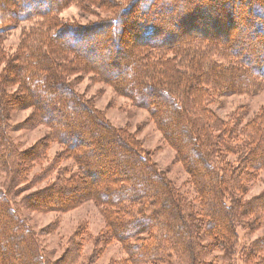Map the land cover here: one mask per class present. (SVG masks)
<instances>
[{
  "label": "trees",
  "instance_id": "trees-1",
  "mask_svg": "<svg viewBox=\"0 0 264 264\" xmlns=\"http://www.w3.org/2000/svg\"><path fill=\"white\" fill-rule=\"evenodd\" d=\"M66 1L0 0V38L17 23L34 21L14 55L0 54L5 63L0 72V173L5 174L0 189V264H51L20 207L66 210L83 199L92 200L105 220L99 242L115 241L125 253L108 264H264V236L238 247V229L253 232L264 226V188L247 197L264 172V105L251 117L238 110L226 118L210 107L218 94H255L264 86V53L255 54L244 44L249 32L264 30V21L256 20L259 14L264 19V0H235L232 7L227 0H81L82 7L97 6L109 13L91 23L57 18ZM171 5L179 7L181 19L199 7L209 21L224 9L234 16L244 6L246 34L218 37L186 31L161 16ZM126 34L131 43L124 51ZM92 38L95 42L89 45L99 50L112 46L119 55L124 52L121 74L91 63L73 45ZM85 70L147 110L189 174L194 201L179 191L133 133L106 122L74 91L68 75ZM12 83L18 85L13 95L7 90ZM42 91L61 97L72 116L51 114L53 101L38 100ZM12 96L34 107L35 121L48 129L44 140L28 150H18L10 134ZM92 138L104 145L95 148L87 141ZM50 141L62 146L52 160L46 153ZM107 144L110 166L98 177ZM59 157L72 159L74 170L58 167L41 189L13 200L24 167L47 162L29 183L34 185L55 170ZM69 244L72 263L79 247Z\"/></svg>",
  "mask_w": 264,
  "mask_h": 264
},
{
  "label": "rangeland",
  "instance_id": "rangeland-1",
  "mask_svg": "<svg viewBox=\"0 0 264 264\" xmlns=\"http://www.w3.org/2000/svg\"><path fill=\"white\" fill-rule=\"evenodd\" d=\"M79 1L81 0L66 1L58 12H56L57 18H60L63 22L91 23L99 21L102 17L109 15L108 12L99 9L97 6H93L90 9L82 7L81 4L83 2ZM118 1L125 2L126 0ZM227 1L231 3V7L236 4L235 0ZM163 2L169 4L171 0H163ZM171 6L172 9L164 10L161 16L167 17L171 23L175 25L180 23L181 25L179 27L186 31L201 30L213 33L218 37L224 36L227 33L235 35L236 37L241 33L244 35L246 34L245 30H242V27L248 24L244 18L246 15L245 10H247L244 6L240 8L239 12H235L236 15L234 16L233 13L229 15V9H224V14L217 16V18L214 19L215 21H209L206 13H203L205 10H200L198 7L190 11L187 16L182 17L185 22H181L182 19L179 15V7L177 8L174 5ZM231 12H233V8H231ZM259 15L256 20L264 21ZM30 22L34 21L17 23L11 31L0 38V54L1 52H3V55L15 54L19 49L23 32L32 27V23ZM136 32L134 28V33ZM171 32H173V30H171ZM254 34L256 37H253ZM127 36L126 34V36L123 37L121 43V50L124 51L129 48L131 43V38L128 37L127 39ZM245 36L244 44L246 47H249L255 54L264 53V30L259 32L254 31L253 33L249 32ZM91 42H95V39L92 38L86 42L79 41L73 43V45L78 46L81 51H84L86 58L89 59L91 63H102V65H107L106 67H108L109 73L121 74L123 69L120 64L124 61V52L122 55H119L120 52L116 53L112 46L99 50L94 46H90L89 43ZM253 42L254 44H252ZM256 45L257 48L254 47ZM259 45L261 48H259ZM114 57L118 60L117 63L111 62ZM4 64L5 63L1 59L0 72ZM68 79L71 81L70 84L74 91L99 110L106 122L116 127L127 128L130 133H133L135 137L141 141L143 148L150 152L152 160L161 169L165 170L167 177L179 191L185 197L194 201V192L190 184L189 174L185 171L182 164L176 160L174 149L162 138L161 133L156 128L146 109L134 105L128 98L118 94L109 84L98 79L93 71L90 72L85 70L83 72L71 74L68 75ZM17 88V83L7 85V90L12 95L17 93ZM20 99L21 98L12 96L13 101L10 102V104L13 106L9 109L8 116L11 126V137L18 150L22 151L28 150L41 140H44L45 135L48 133V129L46 125L35 121V116L37 114L35 108L28 106ZM44 99H51L53 101L55 112H51V114L54 116L61 119L66 116H72L69 108L63 104L61 97L58 95L53 96L49 94L48 91H42L39 93L38 100ZM263 105L264 86L255 94H218L215 101L210 104V107L217 115L226 118L238 110H246L248 112L247 117H251L258 112ZM77 117L79 120L84 119L81 115ZM70 118L72 119V117ZM73 118H76V116ZM81 121L85 124L84 126L87 125L83 120ZM85 129L86 133H90V126H87ZM87 141L91 142L95 148L98 144L104 145L95 138H92L91 141ZM109 146V144L105 146L106 154L102 156V163L100 164V166L104 168L102 169L103 172H101L98 177H103L107 174V166H110L107 161ZM61 150L62 146L59 143L50 141V145L46 152L48 160H52L55 154ZM56 160L59 162L53 166L55 170L50 172V174L42 180L37 181L34 185H29V183L35 175L41 173V167H44L47 162L45 161L42 166H34L33 168L24 167L23 177L20 178L19 183L14 187V193H11L13 200L19 202L24 195L34 190L41 189L48 182L53 180L58 167H69L70 170H74L75 168L72 159L59 157ZM4 184L5 174L0 173V189L4 187ZM263 188L264 172H261L258 179L251 184L247 197L258 194ZM19 211L26 219L31 229L38 234L39 242L46 252L47 260H49L51 264H108L111 261L120 260L125 257V253L121 250L117 242H99L98 238H100L105 231L106 224L98 206L90 199H83L78 204L66 210H34L20 207ZM238 234V247L240 248L243 244L264 236V226L253 232H243L238 229ZM71 241L77 243L79 247L78 251L76 250L74 252L75 256L72 263L69 262V258L71 257V254L69 255V250L71 248L69 243ZM97 250L99 252L95 257L96 259L91 260V257L94 256ZM237 264H241L240 261L237 260Z\"/></svg>",
  "mask_w": 264,
  "mask_h": 264
}]
</instances>
